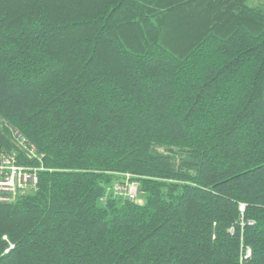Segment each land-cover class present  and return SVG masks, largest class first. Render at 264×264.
<instances>
[{"label":"trees","instance_id":"1","mask_svg":"<svg viewBox=\"0 0 264 264\" xmlns=\"http://www.w3.org/2000/svg\"><path fill=\"white\" fill-rule=\"evenodd\" d=\"M10 153L41 169L0 202V264H264V10L0 0Z\"/></svg>","mask_w":264,"mask_h":264},{"label":"built area","instance_id":"2","mask_svg":"<svg viewBox=\"0 0 264 264\" xmlns=\"http://www.w3.org/2000/svg\"><path fill=\"white\" fill-rule=\"evenodd\" d=\"M2 163L6 166H1ZM37 170L36 167L32 169L31 167L18 165L8 157L0 159V202L12 201L18 194L34 188L38 181ZM112 189L114 194L128 200H134L138 195V184L131 181V178L127 175L122 180H116L112 185ZM250 223L252 224V222ZM249 254V248H244L243 257L246 258Z\"/></svg>","mask_w":264,"mask_h":264},{"label":"rangeland","instance_id":"3","mask_svg":"<svg viewBox=\"0 0 264 264\" xmlns=\"http://www.w3.org/2000/svg\"><path fill=\"white\" fill-rule=\"evenodd\" d=\"M247 4L248 5H250V6H252V7H257V8H259V9H262V10H264V0H247ZM16 142H17V144H18V146L19 145H21L22 147L23 146H25L26 148H22L23 149V152H26V154L29 156V158L32 160L33 158H35V157H37L36 155V153H35V150L34 149H30L28 146L29 145H27V144H25L21 139H19V140H17L16 139ZM20 147V146H19ZM21 148V147H20ZM6 157H8V158H10V160H14L15 161V163H16V160H15V158H16V156H15V154L14 153H10V154H4V155H2L1 157H0V159H2V158H6ZM10 164H12V163H10ZM10 164H7V165H10ZM16 164H18V163H16ZM18 165H22V164H18ZM1 166H6V164H4V163H2L1 164ZM23 166V165H22ZM28 165H25V167H27ZM30 166H32V169H34L35 168V166L34 165H30ZM38 170L39 169H41L40 167L38 168V167H36ZM38 170H37V172H38ZM126 175L129 177V178H131V181H134V182H136V184H138V193H139V180H138V178L137 177H135L134 175H131V174H127V173H124V174H119L118 175V177H119V180H121V177L122 176H125L126 177ZM115 181V180H114ZM108 186H111V185H108ZM25 188V187H24ZM26 189V188H25ZM20 193V192H19ZM21 194H23V192L21 193ZM140 194L136 197V201H141L140 200ZM250 223V222H249ZM251 224V223H250ZM250 255V254H249Z\"/></svg>","mask_w":264,"mask_h":264}]
</instances>
